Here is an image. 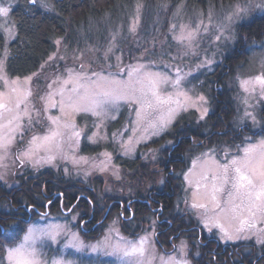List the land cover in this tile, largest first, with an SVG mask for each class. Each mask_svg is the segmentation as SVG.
I'll return each mask as SVG.
<instances>
[{
	"label": "rangeland",
	"instance_id": "374dc122",
	"mask_svg": "<svg viewBox=\"0 0 264 264\" xmlns=\"http://www.w3.org/2000/svg\"><path fill=\"white\" fill-rule=\"evenodd\" d=\"M15 2L16 0H0V8L10 9L7 18L0 16V29L5 34L7 41L6 46L0 51V61L3 62L0 66V77H3V79H0V92H9L13 87L11 82L14 80L18 82L16 86L21 90H30L32 95L29 97L31 101L29 110L32 122L29 125L27 117L24 119L25 128L22 129V138L18 134L16 142L8 151L6 157L0 160V174L4 176V179L0 180V185H3L6 189L15 186L25 187L26 184L33 181V179H29V174L35 176L47 171L46 179L52 180L53 174L62 173L67 179L88 184L94 196L98 199L104 200L106 198L108 202L110 201L103 217L90 222L89 219L94 216L93 212L81 208V203H79L81 197L84 199L89 197L80 195L73 206H68L65 195L59 192L58 189L59 193H55L51 199L49 214L46 217L36 218L38 220L29 224L39 227L58 225L61 230L56 242L45 240L43 244L38 243L37 247L42 252L43 259L48 261L49 264L53 259L70 261L71 264H122V261L115 256L104 255L102 251L93 252L91 246L99 244L108 236L112 238L113 243H116L119 236H123L129 241H135L141 236L150 235L149 242L154 246L158 255L165 256V258L174 256L177 261L187 260L188 264H202L200 260L203 256L205 257V255H202L204 254L202 253V250H204L202 242L205 239H197L194 234L195 237L189 235V233L180 232V234L174 233L175 235L168 240L164 237L165 235L158 234L160 226H162L159 218L166 222L171 218V215H174V217L176 215L182 216L187 223L188 221L190 223L194 222L199 229L206 233L207 240L216 238L223 245H235L250 241H254L258 245L264 244L257 242L258 238L264 239V232L260 231L264 229V221H258L254 228L239 233L238 235L241 237L239 239H222V233L219 228L215 227L210 232L203 226L202 218H198L197 214L190 209L192 202L191 189L185 191L188 185L184 180V174L191 168L192 161L200 157L202 153L215 148V153L211 154L213 159L218 163H225L227 162L225 152L229 153L228 158L234 155H242V149L248 143L258 142L264 139V136L257 138L247 136L249 139H245L243 144L222 143L221 145L212 144L210 142L211 137L207 136V139L201 143L196 142L197 146L201 147L192 146L189 148L187 167L182 174H176L173 180L170 177L175 172L173 163H171V159L166 161L164 155L165 150L173 147L176 143L174 141L169 143L167 140L161 141L178 121H187L189 125H193L192 121H195V125L202 126V133L207 135L210 129L208 117L212 114L213 107L210 96L207 91L203 90V79L201 77L213 72L218 63L222 64L224 62V58L235 45L237 26L251 21L255 16L264 14V10L256 7L257 4H264V0L237 1L228 8L210 7L206 12L189 9L184 4L171 10L168 8L169 1L163 2L161 6L156 5L145 10H142L140 6L136 8L125 25L123 24L126 19L124 15L119 17L117 26L108 27L106 25L105 38L102 41L101 35L99 37L98 34L100 29H96L97 34L94 33L95 28H92L94 23L90 25L92 30L88 29L78 34L71 33L70 36L59 38L61 44L58 46L55 43L54 51L38 70L24 77H12L7 71L8 44L14 40L16 34L10 18ZM237 4L241 8L247 9V11L242 12L239 18L234 17L233 20L229 21L227 17L234 12ZM209 12L212 14L211 22L207 18ZM201 20L204 22L201 25V31L197 34L191 46H188L187 41L180 42L178 40L181 34V25L194 27ZM134 23L136 28L135 31H132ZM173 25H176V27L173 28ZM204 25L208 26L207 31L203 30ZM7 28H10L11 32L6 31ZM220 33H223L224 36L220 40H216L215 37ZM249 49L248 58L234 68V74L225 73V79L222 84L218 83L217 90L226 87L228 97L233 105V127L236 129L249 127L253 131H257L263 126L262 106L264 99L261 98L258 85L255 87L254 93H246L241 88V81L253 79L256 75L264 72V41L251 45ZM50 57L52 59H49ZM205 61H210V63L204 64ZM197 65L202 66L197 67ZM134 68H140L141 72L165 73L172 80L176 78L179 69V74L185 76L182 82L184 90L188 91L190 96L203 95L206 98L208 103L205 106L209 109L208 115L204 120H200V112L190 107L187 112L181 111L179 113L168 130L161 132L158 136H151L135 143V140L143 135L142 132L138 131L136 136L133 137L134 151L125 155L120 145L133 136L132 129L136 127L135 121L137 119L135 110L138 105L121 101L118 110L109 112V118L101 119L87 113L74 115L71 120L75 123L76 130L81 132L80 137L69 140L68 134H66L61 151L56 153L41 151L35 157L40 159L55 154L56 158L51 164L45 163L38 168L32 167L30 163L20 165L17 156L28 147V142L32 136L47 134L48 128L51 127L48 118L59 117L63 122L64 117L58 104L53 107L50 102L41 99V97H47L49 93L57 92L61 87H64L66 92L70 90L73 87L72 84L63 85L61 83L67 79L69 69L73 70V73H81L93 80L96 77L92 74L96 72L103 76L127 81L129 71ZM29 77H31L30 82H26ZM5 80L8 81L7 85L4 83ZM53 81H57V83H53ZM162 87L165 92L174 91L171 84ZM59 99V95L53 97L54 101H59ZM245 99L248 101L247 104L244 103ZM21 108H23V105H21ZM246 110L256 116L258 123L253 124L251 118L244 117ZM113 115L115 118H110ZM96 125H99V127ZM180 129H183V127L181 126ZM93 134H97L94 137L95 142L88 139ZM104 153L111 155L110 162L107 161ZM0 155L4 154L0 153ZM118 157L137 159L139 165L134 169L126 168L121 165L122 160L120 162ZM102 162L109 164L106 171L100 170L103 166ZM177 180V185H174L173 182ZM168 181H170L169 185L171 186L169 190L165 188ZM228 191L229 186H225L224 192L218 194L222 201L227 199ZM164 193L173 197V207L164 209V216L159 218L149 217L150 223H143L138 231H136L137 229L132 231L126 227V224L134 218V208L132 209L129 204L132 206L136 199L146 202L144 199L149 196H153V199L158 200V197H164ZM47 194L50 196L52 193L47 192ZM59 196L61 197L60 203H55L56 198ZM186 200L188 201L187 204L185 203ZM117 202H121L122 206L116 210L114 204ZM151 203L155 202L151 201ZM57 206L61 213L56 211ZM113 207L115 209L111 210ZM127 209L131 212L130 217L127 216ZM167 212L169 213L168 216ZM84 213L90 214V217L81 220L80 217L84 216ZM130 218L132 219L130 220ZM84 221L86 222L84 223ZM96 227L97 230L93 232V228ZM235 227H238V225H234L233 231ZM90 229L91 231L88 232ZM73 233L78 234L84 242L85 247L80 251L65 247ZM182 242L186 245L183 251H181ZM0 246L5 247L4 241L0 243ZM204 246L205 249L210 248L208 244ZM3 254V251L0 250V257ZM156 264H159V262L157 261Z\"/></svg>",
	"mask_w": 264,
	"mask_h": 264
},
{
	"label": "snow or ice",
	"instance_id": "6c2138e0",
	"mask_svg": "<svg viewBox=\"0 0 264 264\" xmlns=\"http://www.w3.org/2000/svg\"><path fill=\"white\" fill-rule=\"evenodd\" d=\"M28 3L46 11L51 10L49 0H28ZM256 7L264 10V4H257ZM9 11V8H0V16L7 18ZM246 11L247 9L241 8L237 4L234 12L227 19L231 21L234 17L239 18L241 13ZM207 18L211 22V12ZM203 23L201 20L194 27L181 25V34L178 40L180 42L187 41L188 46H191L201 31ZM175 27L176 25H173V28ZM135 28L136 24L134 23L131 30L135 31ZM207 28L208 26L204 25L203 30L207 31ZM5 30L11 32L10 28ZM222 36L224 34L220 33L215 39L220 40ZM55 43L59 46L61 40L57 39ZM2 63L0 61V66ZM203 63L207 64L210 61ZM200 66L202 65H197V67ZM179 73L180 70L178 69L176 78L172 80L165 73L141 72L140 68H134L129 71L127 81L103 76L96 72L92 74L96 77L93 80L81 73H73V70L69 69L67 79L61 83L63 85L72 84L73 87L67 92L64 87H61L57 92L49 93L47 97H41V99L50 102L53 107L58 104L64 117L63 122L59 117H49L51 127L48 128L47 134L33 135L28 142V147L17 156L20 165L30 163L32 167L38 168L45 163L51 164L56 158L55 154L40 159L35 157L41 151L51 153L61 151L66 134H68L69 140L80 137L81 132L76 130V125L71 120L74 115L87 113L101 119L109 118V112L118 110L121 101L138 105L135 110L137 119L135 121L136 127L132 129L133 136L120 145L125 155L134 151L133 137L138 131L142 132L143 135L136 139L135 143L151 136H158L170 128L173 120L181 111L187 112L190 107L200 112L199 119L204 120L209 111L208 107L205 106L208 103L206 98L203 95L190 96L189 92L184 90L182 83L185 76H181ZM30 80L31 77L27 78L26 82H30ZM4 83L7 85L8 81L5 80ZM53 83H57V81H53ZM11 84L13 87L9 92H0V153L4 154L0 155V160L6 157L16 142L17 135L20 134L22 138V129L25 128L24 119L27 117L29 125L32 122L29 110L31 91L21 90L16 86L18 82L15 80ZM168 84H171L174 89L173 92L164 91L162 86ZM257 85L260 87L261 98L264 99V72L256 75L253 79L241 81V88L246 93H254ZM55 95L60 96L59 101L53 100ZM244 103H248L247 99L244 100ZM244 117L251 118L253 124L258 123L252 112L246 110ZM110 118L114 119L115 116ZM96 126L99 127V125ZM95 135L97 134H93L88 139L95 142ZM245 139L249 138L246 137ZM215 151L216 149L212 148L192 161L191 168L184 174V180L188 185L185 191L191 189L190 209L197 214L198 218H202L205 228L210 232L214 227L219 228L222 239H239L241 238L239 233L254 228L258 221H264V139L248 143L242 149V155H234L228 158L229 153L225 152L227 158L225 163H218L213 159L211 154ZM104 156L107 161H111L109 153H104ZM102 163L103 166L100 170L106 171L109 164ZM2 179L4 176L0 174V180ZM225 186H229V191L227 199L222 201L218 194L224 192ZM51 203L52 201L49 200V204ZM185 203L187 204L188 201L186 200ZM28 211H33V209H28ZM45 215L47 213H40L41 217ZM234 225H238V227H235L233 231ZM260 231L264 232V229ZM60 234L61 230L58 225L47 227L29 225L24 231L22 239L9 244L7 247L0 246V250L4 253L0 257V264H49L43 259V254L37 245L38 243L43 244L45 240L56 242ZM149 241L150 235L141 236L135 241H129L125 237L119 236L118 241L113 243L112 238L108 236L99 244L92 245L91 248L93 252L102 251L104 255L117 257L122 261V264H156L157 261L159 264H188L187 260L177 261L174 256L165 258V256L158 255ZM257 242L264 243V239L258 238ZM65 247L80 251L85 245L79 235L73 233ZM185 247L186 245L182 242L181 251ZM50 264H71V262L53 259Z\"/></svg>",
	"mask_w": 264,
	"mask_h": 264
},
{
	"label": "trees",
	"instance_id": "16d2710c",
	"mask_svg": "<svg viewBox=\"0 0 264 264\" xmlns=\"http://www.w3.org/2000/svg\"><path fill=\"white\" fill-rule=\"evenodd\" d=\"M165 1H169L168 8L171 10L184 4L189 9L206 12L210 7L224 9L237 1L245 0H49L51 10L48 11L31 5L28 3V0H16L10 14L16 34L14 40L8 44L7 71L12 77L27 76L38 70L52 54L57 39L64 38L67 35L70 36L71 33L78 34L81 31L84 32L95 28V34L100 29L98 34L99 37L101 35L102 41L105 38L106 25L108 27L117 26V21L121 15H124V18H126L123 22L125 25L132 14H134L136 8L141 6L142 10H145L156 5L161 6ZM93 23L94 25L91 28L90 25ZM236 33L235 45L224 58V62L222 64L218 63L213 72L201 77L203 79V90L207 91L210 96L213 107V112L208 117L210 129L207 135L202 133V126L195 125V121H192L193 125H189L187 121H178L161 140L174 141L176 143L173 147L166 149L164 155L165 160L171 159V163L174 166L175 172L170 176L171 180L175 178L176 174H182L186 169L187 162L189 161L187 160L189 148L192 146L201 147L197 146L196 142L201 143L207 139V136L211 137L210 142L212 144L217 143L216 145H221L222 143L243 144L247 136H251V138L264 136V104L262 106L263 126L259 130L253 131L249 127L236 129L232 124L233 105L228 97L226 87L222 90H217L218 83L222 84L225 79V73L234 74V68L248 58L249 47L255 43L264 41V14L255 16L251 21L238 25ZM6 44L5 34L0 29V51ZM181 126L183 129H180ZM118 158L120 162L122 160L121 165L126 168L134 169L139 165L137 159ZM47 174V171L35 176L29 174V179H33V181L26 184L27 187L22 186L24 190L21 191L20 198L23 202H27L28 206L32 203L38 206V208L44 207L48 200L44 197L47 192L49 194L52 193L49 199H52L55 193L62 192L66 197L68 206H73L78 201L80 195H87L89 198L84 199L81 197L79 200L81 208L94 212L95 220L103 217V213L110 201L108 202L106 198L100 200L95 197L88 184L67 179L62 173H56L51 177L52 183L46 186L45 175ZM173 183L177 185L178 180ZM169 184L170 181H168L167 186L165 185L167 190L171 188ZM44 188H46V191ZM164 194V197H158V199L161 198L165 201V206H162V208H158L157 200L154 201L153 196L144 199L146 202L136 199L135 203L130 206L132 209L134 208V218H130L132 220L126 224V227L132 231L136 229L138 231L141 229L143 223H150L149 217H157L158 214L164 216V209H168V207L171 209L173 207V197L170 194ZM60 200L61 197L59 196L56 198L55 203H60ZM150 200L156 204L149 205L148 202ZM114 206L116 210L120 209L122 203L117 202ZM115 208L113 207L111 210ZM155 208H158L157 212L152 210ZM56 211L61 213L58 206L56 207ZM84 214V216L80 217L81 220L90 217V214ZM168 214L167 212V216ZM127 216H131L129 209H127ZM161 225L158 234L161 236L165 235L164 237L168 240L175 235L174 233L180 234V232L189 233L192 236L194 234L197 239H205L202 244L210 245V248H208L210 250L205 249V246L203 247L202 245V248H204L202 250L204 254L202 255H205L200 260L202 264H243L244 262L247 264H264V245L260 247L231 245L226 254L221 253L223 250V246H221L218 250L219 253L215 254L216 248L214 246L217 241L210 242L212 239L207 240L206 233L199 229L194 222L190 223L188 221L187 223L186 219L184 220L182 216L176 215L174 217V215H171V218L166 222L162 221ZM26 229V227L22 226L17 231L16 237H13L11 240H4V246L6 247L21 239ZM236 249H240L241 254L238 255L237 251L234 252ZM232 252L234 253L231 254Z\"/></svg>",
	"mask_w": 264,
	"mask_h": 264
},
{
	"label": "flooded vegetation",
	"instance_id": "af4514ba",
	"mask_svg": "<svg viewBox=\"0 0 264 264\" xmlns=\"http://www.w3.org/2000/svg\"><path fill=\"white\" fill-rule=\"evenodd\" d=\"M29 176V175H28ZM30 178V177H29ZM51 183V179H46V183L45 185L49 186ZM0 188L2 189V193L0 194V229H2V232H0V243H2V241L4 240H11L13 237H16V234L18 233L17 231H19L21 229L22 226H24V228L28 227L29 224L35 220H38L36 218H40V213H47V215L49 214V207L51 204H49V199L50 196L46 193L44 195V197L47 200V203L45 204L44 207L42 208H38V206H35L34 204H29V206L27 205V202H23L20 198H21V191L24 190V188L21 187H12V188H8L10 190L7 189L3 186L0 185ZM46 191V188H44ZM152 201V200H151ZM151 201L148 202L149 205H151ZM156 201V200H155ZM158 208H162V206L164 207L165 201L162 200L161 198H159L156 201ZM129 206H131V204H129ZM158 208L156 209H152L154 212L158 211ZM28 209H33V211H28ZM164 212V211H163ZM94 214V212H93ZM45 215V217L47 216ZM162 215V214H161ZM44 217V216H43ZM157 217H161L159 214L157 215ZM160 222H162L161 218H159ZM89 221H95L94 216L91 217V219H89ZM88 221V222H89ZM86 221H84L85 223ZM97 225V223H95ZM15 226V227H14ZM85 226V224H84ZM98 227V226H97ZM96 228H93V232L97 230ZM91 229L88 231L90 232ZM213 241H217L216 245L214 246L216 248V253H219L218 250L220 249L221 246H223V250L221 251L222 254H226L229 250V246L231 245H223L221 244L216 238H212V240H210V242ZM235 245H244V246H252V247H260L263 246L262 245H258L256 244V242L254 241H250V242H240L237 243ZM233 245V246H235ZM240 249H236L234 250L237 251L236 253L241 254V252L239 251ZM234 252H232L231 254H233ZM243 264H247L246 262H244Z\"/></svg>",
	"mask_w": 264,
	"mask_h": 264
}]
</instances>
